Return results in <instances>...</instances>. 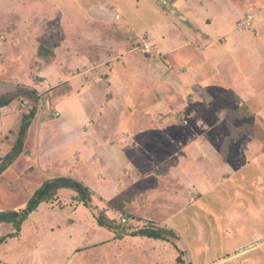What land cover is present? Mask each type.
<instances>
[{"label": "rangeland", "instance_id": "1", "mask_svg": "<svg viewBox=\"0 0 264 264\" xmlns=\"http://www.w3.org/2000/svg\"><path fill=\"white\" fill-rule=\"evenodd\" d=\"M24 1L0 0V94L22 89L9 107L0 109V158L12 146L11 129L18 115L29 111L30 103L37 107V115L24 152L0 175V209L23 208L45 180L56 176L82 181L93 195L86 206L75 191L62 189L53 200L42 203L23 222L19 236L0 244V264H178L179 256L183 264H264L263 163V173L254 172L261 180L258 177L253 188L231 178L229 167L205 192L186 186L187 179L180 172L177 179L162 180L161 176H171V171L156 168L155 163L148 172L130 161L132 149L150 150L155 157L149 159H157V150L164 147L172 156L166 155L163 162L170 156L178 165L186 163L192 153L185 151L186 159L181 160L173 153L183 138L165 137L162 145L156 127L161 116H171L177 127L175 134L179 132L186 125L184 116L194 113L192 107L185 109L183 105L193 99L181 91L178 75L163 69L167 61L154 60L151 53L142 52L139 36L130 37L127 51L136 47L142 58L136 67L144 68L139 71L144 74L133 75L129 85L126 77L111 78L114 70L125 71L131 54L122 50L113 56L108 43L112 37L104 34L109 28L101 27L98 18L115 19L116 8L122 9V20L129 21L125 32L130 35L133 27L143 31L159 22L165 11L178 15L184 0H112L110 6L96 0L99 7L77 13L67 30L70 37L81 39L80 43L74 39L65 46L62 38H66V28L58 27V34L55 24L51 25L53 15H63L64 0L61 6L60 0H51L56 3H50L49 8L34 0L32 30L29 20L23 18V4H18ZM28 1L24 4L29 5ZM207 1L194 0L197 5ZM233 1L243 10L241 16L246 14L243 22L247 27V15L254 12L252 2L264 6V0ZM94 17L97 23L90 26ZM111 30L114 38L122 36L117 27ZM41 45L59 48V53L69 49L89 60L81 68L63 55L53 62L56 57L50 61L38 55ZM25 99L30 100L27 106ZM163 101L165 107L157 108ZM214 109L203 116L208 131L223 127L220 122L214 125ZM242 111L249 115L246 107ZM224 126L236 131L232 123ZM192 128L185 126L182 134ZM223 148L226 144L220 146ZM255 158L264 160V154ZM177 185L179 197L174 196ZM101 216L108 226L98 223ZM124 217L128 222H122ZM145 226L171 229L177 237L169 234L170 240H165L131 235ZM14 231L11 223H0V238Z\"/></svg>", "mask_w": 264, "mask_h": 264}, {"label": "crops", "instance_id": "2", "mask_svg": "<svg viewBox=\"0 0 264 264\" xmlns=\"http://www.w3.org/2000/svg\"><path fill=\"white\" fill-rule=\"evenodd\" d=\"M24 2H18V4H23L21 6L23 18L29 20L28 25L31 29L36 13L33 6L36 3L34 4V0L33 2L32 0L28 1L29 5ZM111 2L112 0H104V5L108 3L110 6ZM50 3H56V1H38L40 6L46 8H49ZM62 3L63 0H60V6ZM96 7H99L96 0H64L61 9L63 15L54 16V12L52 13L54 18H51L53 20L51 25L55 24V30L58 32V27L66 28L64 29L66 38H62L63 46L70 40L73 42L74 39H77L70 37L71 34L68 32L74 23L73 17L78 16L77 13L95 10ZM253 8L254 12L247 15V27L244 25L245 21L243 22L246 14L241 16L240 13L243 10L233 0H208L207 3L198 5L194 0H184L178 8V13L182 15H177V12L169 14L168 11H165L159 22H154L152 26L143 31L133 27L130 35L125 32L129 21L122 20V9L116 8L115 19L98 18L101 27L109 28L106 29L108 32L106 31L104 34L112 37L108 39V43L111 44L113 56L116 57L122 50L125 51V54H131L127 57L128 63L125 71L114 70L111 73V78L116 76L115 78L120 80V78L126 77L128 80L125 82L129 85L133 75L138 77L140 74H144L139 73L140 70L144 71V68L136 67L137 63L142 62L136 47L127 51L130 47L128 46L130 37L139 36L138 39L142 42V52L147 53L143 49V44H149L152 48L150 53L153 59L167 61L166 64L164 63L165 66H162L163 69H170L171 74L178 75V81H181V91L189 93L193 99L187 105H183V108L192 107L194 113L191 112L188 116H184L186 125L181 127L176 134L177 127L171 121V116H161L160 120L157 117L160 124L157 125L156 131L158 136H162L159 137L162 141L161 144H164L165 137L167 139L172 136L183 138L179 142L180 148L173 150V153L175 158L180 160L186 159L185 151L189 154L192 153L189 159L185 160L186 163L178 165V160L172 159L170 156V160L163 162L166 155H171L165 151L164 147L157 150V159H149L151 155L155 157L153 152L145 151L140 147L139 152L136 151L137 149H132L130 161L134 166L150 172L156 163V168H165V171H171L172 175H168V177L163 175L161 176L162 180L177 179L180 172L182 177L187 179L186 186L189 184L196 191L205 192H208L207 189L214 184L212 183L214 180L222 179V173L227 172L229 167L232 168L229 176L237 177L243 183L247 182L250 188L254 187V181H258V177L261 180V177L254 172H260L261 164H264L261 162L264 160L255 158L256 155L264 154L262 146L264 144V6L252 2L250 9ZM117 15H120V18ZM91 19L89 17L88 20ZM96 23L95 18L89 25L94 26ZM116 23L118 24L114 25ZM58 24L60 25L58 26ZM114 27L120 30L121 37L114 38L115 34L111 30ZM94 31L96 30L92 28V32ZM29 34L31 35V33ZM146 35L148 38H145ZM77 40L76 42L80 43L81 39ZM46 48L54 52L53 56L47 57L50 61L56 57L53 62L60 59L62 55L79 67L85 66L89 60L84 54L77 56L74 51L69 49L62 50V54L59 53V48ZM138 81H142V79ZM46 85L48 86L49 83L46 82ZM175 86L177 85L175 84ZM137 87L139 85L135 88ZM135 88L133 86L132 90ZM172 96L169 99L176 105L172 99L174 96ZM165 104V101L159 102L157 108H164ZM244 107L248 109V116L242 111ZM209 109H214V117H216L214 125L220 122L223 124L222 129L216 126L215 130L210 127L208 131L207 124L203 122V116L207 110L208 116L210 115ZM169 122L172 123L167 127ZM229 123L236 127V131L229 130L227 126H224ZM188 125H192L193 128L187 130L186 134H182L184 130L182 128ZM43 127L41 133L45 135ZM176 141L178 140L176 139ZM223 144H226L227 148L220 149ZM232 157H235L236 160H232ZM233 161L238 165H235ZM176 187L178 192H174V196L179 197V185ZM168 191L172 190L168 189ZM168 191L165 192L168 193Z\"/></svg>", "mask_w": 264, "mask_h": 264}, {"label": "trees", "instance_id": "3", "mask_svg": "<svg viewBox=\"0 0 264 264\" xmlns=\"http://www.w3.org/2000/svg\"><path fill=\"white\" fill-rule=\"evenodd\" d=\"M39 56L48 57L53 56L54 52L44 46H40L38 49ZM47 58V59H48ZM22 89L16 88L12 91L4 92L0 94V109L8 107L16 93ZM35 99L36 96L32 95ZM26 97V96H25ZM30 101V100H29ZM29 105L30 110L22 112L18 115L13 128L11 129L13 134V143L11 148L0 158V175L6 171L24 152L25 142L29 134L31 125L37 115V107L32 103ZM62 189H69L76 192V198L83 202L86 206H89L92 200V189L84 184L82 181L77 180L69 176H56L45 180L29 197L26 205L19 209H0V223L7 222L14 226L15 231L1 236L0 244L8 239V237L19 236L22 229L23 222L29 217V215L38 209V207L44 203L53 200L57 197L58 193ZM98 223L101 226H108L109 223L103 216L99 217ZM177 237L175 232L168 228H155L152 226H145L141 229L134 231L131 235L147 236L155 239L170 240L168 235ZM116 236H120L118 233ZM179 256L178 264H183V259Z\"/></svg>", "mask_w": 264, "mask_h": 264}, {"label": "built area", "instance_id": "4", "mask_svg": "<svg viewBox=\"0 0 264 264\" xmlns=\"http://www.w3.org/2000/svg\"><path fill=\"white\" fill-rule=\"evenodd\" d=\"M117 17L118 18H120V15H117ZM143 49H144V51L145 52H147V53H150L151 51H152V48H151V46L149 45V44H143ZM29 104V100L28 99H25V101H24V106H27ZM122 222L123 223H126V222H128V219L126 218V217H124L123 219H122Z\"/></svg>", "mask_w": 264, "mask_h": 264}]
</instances>
